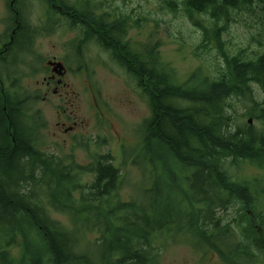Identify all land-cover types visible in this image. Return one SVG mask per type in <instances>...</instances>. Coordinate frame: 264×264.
<instances>
[{
  "label": "trees",
  "instance_id": "16d2710c",
  "mask_svg": "<svg viewBox=\"0 0 264 264\" xmlns=\"http://www.w3.org/2000/svg\"><path fill=\"white\" fill-rule=\"evenodd\" d=\"M165 2L178 10L177 1ZM258 2L264 0L182 1L191 23L202 30L201 45L216 42L224 62L182 83L161 59L159 41L145 52L131 49L127 15L110 20L87 3L79 8L68 0H45L47 16L55 21L62 13L71 27L80 26L81 42L95 40L110 50L147 95L151 116L143 124L138 164L145 174L150 164L152 183L142 190L145 199L123 201L121 169L110 152L93 154L88 165L67 164L55 154L41 166L31 153L33 160L19 169L9 162L0 166V264H159L156 239L172 233L189 235L226 264H251L264 255V186L258 179L236 180L225 166L233 158L264 167V128L248 121L246 128L232 129L227 109L229 98L241 97L251 103L244 116L264 122V98L255 96V86L264 93V48L249 56L222 39L236 21L234 13L255 12ZM195 14L207 15L209 23ZM83 173H92L93 181L84 183ZM232 205H238L233 218L220 214ZM87 231L99 237L86 240ZM18 238L16 258L9 246Z\"/></svg>",
  "mask_w": 264,
  "mask_h": 264
},
{
  "label": "rangeland",
  "instance_id": "374dc122",
  "mask_svg": "<svg viewBox=\"0 0 264 264\" xmlns=\"http://www.w3.org/2000/svg\"><path fill=\"white\" fill-rule=\"evenodd\" d=\"M76 3L79 8L89 4L97 13L109 14L113 20L119 14L127 15L130 47L135 52H145L151 44L159 41V54L163 61L175 69V80L185 83L190 81L194 73H213L216 63L224 66L223 57L219 53L216 42L202 46V30L195 27L183 10V0H175L178 10L166 8L165 0H68ZM255 12L241 11L234 13L233 21L227 30L222 32V39L233 51L241 48L252 56L255 51L264 48V8L263 2H258ZM25 14L34 18L46 16V6L40 0H24ZM6 12L0 1V16ZM196 18L209 23L205 14H195ZM57 25L52 31L53 43L48 46L58 58H65L70 67L68 81L70 83L71 99L56 98L54 117V139L51 142L55 153L67 164L75 162L88 165L93 154L110 152L116 166L121 169L122 177L118 184V195L123 201H138L145 199L142 190L149 188L152 183L151 166H145L146 174L138 164L139 151L144 137L143 124L151 116V105L142 88L138 87L133 74L97 41L81 42L83 30L80 26L71 27L66 20L56 16ZM82 64L80 71L78 69ZM195 79V78H194ZM192 79V81L194 80ZM255 96L258 100L264 98V93L255 86ZM96 100L98 106H96ZM228 112L233 116L232 129L246 128L250 118L258 130L264 128V122L244 113L251 109V103L241 97L229 98ZM62 106L68 120L79 121L74 133H65L57 121H67L58 116V107ZM102 113H99V108ZM98 108V109H97ZM226 169L236 180H261L264 186V167H258L249 161H226ZM92 173H83L82 181L91 183ZM257 181V180H256ZM260 207L264 205V195ZM238 211V205H232L227 211H220L227 219L233 218ZM264 211V208L261 209ZM67 222L65 214H56ZM98 232H86V240H95ZM9 246L12 254L18 258L20 245ZM159 249V264H226L214 251H204L197 246L192 237L185 233H172L156 239ZM5 244V237L0 236V246ZM88 243H86L87 245ZM96 251V248L90 247ZM251 264H264V255L259 253V260Z\"/></svg>",
  "mask_w": 264,
  "mask_h": 264
},
{
  "label": "flooded vegetation",
  "instance_id": "af4514ba",
  "mask_svg": "<svg viewBox=\"0 0 264 264\" xmlns=\"http://www.w3.org/2000/svg\"><path fill=\"white\" fill-rule=\"evenodd\" d=\"M0 1L6 8L0 16V166L9 162L19 169L23 161L33 160L31 153L37 155L35 163L42 166L44 159L50 162L56 154L51 143L55 134L54 100L71 99L70 67L65 58H58L47 48L53 43L56 22L47 16L48 11L38 19L25 14L24 0ZM40 1L47 6L45 0ZM61 14L58 16L66 20ZM59 63L65 69H60ZM81 67L80 63L73 70L80 71ZM98 111L103 114L101 107ZM57 113L73 120H60L57 125L65 133H74L79 121L74 117L68 120L70 116L62 106Z\"/></svg>",
  "mask_w": 264,
  "mask_h": 264
},
{
  "label": "water",
  "instance_id": "95a60500",
  "mask_svg": "<svg viewBox=\"0 0 264 264\" xmlns=\"http://www.w3.org/2000/svg\"><path fill=\"white\" fill-rule=\"evenodd\" d=\"M58 66H59V67H60V69H62V70H63V69H65V68H64V65H63L62 63H59V64H58ZM249 122H252V120H251V119H249Z\"/></svg>",
  "mask_w": 264,
  "mask_h": 264
}]
</instances>
